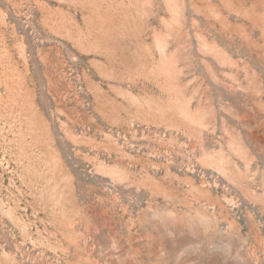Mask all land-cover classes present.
<instances>
[{
    "label": "rangeland",
    "instance_id": "obj_1",
    "mask_svg": "<svg viewBox=\"0 0 264 264\" xmlns=\"http://www.w3.org/2000/svg\"><path fill=\"white\" fill-rule=\"evenodd\" d=\"M0 264H264V0H0Z\"/></svg>",
    "mask_w": 264,
    "mask_h": 264
}]
</instances>
